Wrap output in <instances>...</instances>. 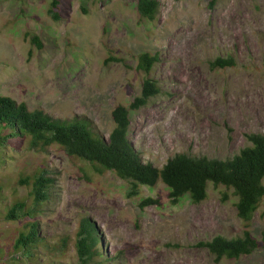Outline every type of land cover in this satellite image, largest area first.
<instances>
[{
    "label": "rangeland",
    "instance_id": "obj_1",
    "mask_svg": "<svg viewBox=\"0 0 264 264\" xmlns=\"http://www.w3.org/2000/svg\"><path fill=\"white\" fill-rule=\"evenodd\" d=\"M49 1L0 3V95L54 116L84 115L107 137L111 110L140 93L145 75L135 68L137 56L158 53L149 77L162 94L130 110L129 138L144 160L160 167L177 152L232 157L248 145L245 134H264V0H160L153 21L140 18L134 0H61L55 21ZM27 31L40 37L41 49ZM219 56L235 66L212 68ZM5 156V182L31 173L45 157L56 179L41 232L73 240L80 218L88 217L101 253L96 263L264 264V247L216 261L199 245L241 232L236 197L224 186L209 183L199 204L188 195L172 203L161 181L128 196L129 184L114 172L98 173L58 146L44 157L12 148ZM146 198L158 203L141 206ZM12 227L0 222V240ZM251 232L264 240V197ZM74 254L70 248L55 264H76Z\"/></svg>",
    "mask_w": 264,
    "mask_h": 264
},
{
    "label": "trees",
    "instance_id": "obj_2",
    "mask_svg": "<svg viewBox=\"0 0 264 264\" xmlns=\"http://www.w3.org/2000/svg\"><path fill=\"white\" fill-rule=\"evenodd\" d=\"M134 1L140 18L148 21L157 18L160 0ZM60 5L61 0L49 1L47 12L55 21L60 19ZM24 36L31 45L42 48L37 34L27 31ZM110 56L113 54L109 50V59ZM158 61V53L143 52L137 56L135 68L145 75L140 93L130 104H118L111 110L113 127L107 137L84 115L54 116L42 108L30 109L25 101L0 95V167L6 165L5 155L10 148L44 157L52 146H58L68 156L88 162L98 173L114 172L129 184L128 196L138 194L141 186L152 187L161 181L169 189L172 203L188 195L194 204H199L207 197L209 183L224 186L236 197L241 232L229 238L215 235L199 245L216 261L250 255L264 247V240L260 242L251 232L253 217L264 197V134H245L248 145L232 157L177 152L160 167L144 160L129 138L130 110L162 94L158 82L149 77ZM210 66L226 69L234 67L235 61L230 56H219L210 61ZM55 179L47 169L45 157L29 174L20 173L7 182L0 179V222L13 225L3 230L0 264H55L66 259L70 248L75 252L76 264H99L94 260L101 256L97 250L98 236L88 217L80 218L73 240L69 236L51 240L41 232L40 219L47 215L54 201ZM149 203L158 200L146 198L141 206Z\"/></svg>",
    "mask_w": 264,
    "mask_h": 264
},
{
    "label": "bare ground",
    "instance_id": "obj_3",
    "mask_svg": "<svg viewBox=\"0 0 264 264\" xmlns=\"http://www.w3.org/2000/svg\"><path fill=\"white\" fill-rule=\"evenodd\" d=\"M196 96H198V95H196Z\"/></svg>",
    "mask_w": 264,
    "mask_h": 264
}]
</instances>
